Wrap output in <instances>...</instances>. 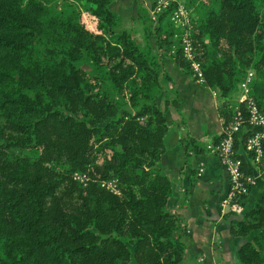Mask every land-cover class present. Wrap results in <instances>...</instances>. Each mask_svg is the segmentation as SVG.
<instances>
[{"label":"trees","instance_id":"trees-1","mask_svg":"<svg viewBox=\"0 0 264 264\" xmlns=\"http://www.w3.org/2000/svg\"><path fill=\"white\" fill-rule=\"evenodd\" d=\"M111 1L0 0V264H185V227L159 167L165 108L177 103L165 59L191 73L172 46L176 2L155 18L140 9L153 48L116 31ZM194 3L205 85L226 98L243 77L236 72L251 66L264 110V0ZM256 128L243 125L239 149ZM53 159L64 170L51 169ZM75 170L92 180H74ZM111 177L120 193L101 186ZM231 213V232L246 238L227 264H264V195L243 215Z\"/></svg>","mask_w":264,"mask_h":264},{"label":"crops","instance_id":"crops-1","mask_svg":"<svg viewBox=\"0 0 264 264\" xmlns=\"http://www.w3.org/2000/svg\"><path fill=\"white\" fill-rule=\"evenodd\" d=\"M136 1L113 0L109 4L120 15L116 31L127 29L135 33L139 29ZM165 66L172 77L166 88L170 95L172 90L173 96H177V103L165 108V96L158 99L168 122L159 167L172 180L168 206L182 217L185 227L182 235L186 244L185 264H227L234 260L238 246L246 238L231 232V211L243 215L264 195V162L254 164L244 152L249 171L258 175L257 184L246 193L239 209L222 212L221 199L228 190V174L218 156L206 150L207 143L221 135L226 121V109L219 102L222 97L218 99L212 88L184 70L175 58L167 57ZM236 93L229 97L232 102Z\"/></svg>","mask_w":264,"mask_h":264},{"label":"built area","instance_id":"built-area-1","mask_svg":"<svg viewBox=\"0 0 264 264\" xmlns=\"http://www.w3.org/2000/svg\"><path fill=\"white\" fill-rule=\"evenodd\" d=\"M168 1L157 0L151 14L156 16L158 12L167 7ZM178 9L173 15V20L174 18L177 20ZM180 10L184 13L185 22H190L189 11L185 12L181 8ZM192 34L191 27L190 29L185 27L183 34L181 33L182 53L184 58L190 62L197 78L201 80V83L205 84L204 69L197 57ZM255 77L256 72L253 69L248 70L247 75L242 77L236 90L235 100L230 106L231 117L224 124L220 138L218 141H210L206 145V150L218 156L220 163L228 174V190L221 199L222 212H226L229 209H239V205H236V202L242 200L244 195L258 181L256 172L248 171L245 168L247 162L245 155H241V152L249 154L254 164H259L264 157V110L252 93ZM212 90L214 94L217 93L216 89ZM246 122L250 124L251 128H257L247 136L244 149H239L236 145L237 133ZM200 171L202 172L203 168ZM76 176L87 177L88 175L82 171H76ZM119 183L118 177L102 181V184L107 186V189L115 193H120Z\"/></svg>","mask_w":264,"mask_h":264},{"label":"rangeland","instance_id":"rangeland-1","mask_svg":"<svg viewBox=\"0 0 264 264\" xmlns=\"http://www.w3.org/2000/svg\"><path fill=\"white\" fill-rule=\"evenodd\" d=\"M113 1V0H112ZM111 1V2H112ZM192 1V2H191ZM137 3H138V14H139V21H141V23H140V26H139V29H137V31H135V33H134V35L138 38V40L142 43V45H145V44H147V42H148V40L151 42V44L153 45V48H156V39H155V36H154V34H152V32L151 31H148V35L145 33V29H144V26H143V23H142V19H141V17H140V13H139V11H140V9L141 8H144V9H148L149 11H150V14L152 13V10L154 9V6L156 5V3H157V0H137L136 1ZM174 2H176V5L175 6H173V3ZM63 3H64V0H59V5H60V7H62L63 6ZM171 6H173L172 7V10H171V12H170V20H171V22H172V24H173V26L176 28V30H175V32L173 33V38H174V43H173V50H176L177 48H181V38H180V36H181V33L183 34V32L185 31V27L187 28V29H190V27H191V30H192V32H193V30H194V23H193V18H194V16L197 14L196 13V10H197V8H196V5H195V3H194V0H169L168 1V4H167V7H171ZM166 7V8H167ZM165 8V9H166ZM179 8V9H178ZM180 8L183 10V11H185V12H187V10L189 11V16H190V22L188 21V22H185V19H184V13H182L181 12V10H180ZM178 9V13L176 14V18H177V20H175V18H174V20L172 19L173 18V15L175 14V11ZM159 13V12H158ZM157 13V14H158ZM157 14H156V16H157ZM152 15V14H151ZM156 16H153L152 15V17L153 18H155ZM86 19V18H85ZM87 20V22L89 23V25L93 28V29H96V25H95V22H93L90 18H88V19H86ZM180 33V34H179ZM106 34H108L109 35V33L106 31ZM179 34V35H178ZM178 35V36H177ZM148 37V38H147ZM192 37H193V34H192ZM193 41H194V39H193ZM195 45V44H194ZM196 49V48H195ZM181 50H182V48H181ZM182 55H183V53H182ZM184 57V56H183ZM187 60V59H186ZM188 61V60H187ZM189 62V61H188ZM190 63V62H189ZM202 66H203V64H202ZM240 67V66H239ZM190 69H191V72H192V74L196 77V79L200 82L201 80H199L198 78H197V76L195 75V73H194V71H193V68L191 67V65H190ZM204 69V68H203ZM239 69V68H238ZM250 69H253V70H255L253 67H251V66H248V67H246L242 72H240V73H238V71L236 72V74H235V77L236 78H239V76L240 75H243V76H246L247 75V72H248V70H250ZM255 72H256V70H255ZM257 73V72H256ZM237 89L236 88H234V89H231L230 91H229V94H228V98H226V99H219L220 98V90H217L216 92V94H214V91H213V94L215 95V96H217V98L219 99V102H221L222 103V106L223 107H225V109L226 110H230L231 111V108H230V106H231V103H233L232 102V100H230L231 98H229V97H232V95H233V93H234V91H236ZM169 97H172L173 96V92H172V90H171V95L169 94L168 95ZM230 117H231V115H230ZM11 150H13V151H15V152H19L20 150H19V148H17V147H14V148H11ZM47 164L48 165H50V168L51 169H55V170H64V169H62L61 168V166H59L58 165V163L56 162V160L55 159H53V160H50V161H48L47 162ZM76 171H78V170H75V171H72L71 173H70V176L74 179V180H77L78 182H80V183H82V184H87L90 180H92V177H91V175L90 174H88V172H83V173H87V177H79V176H76ZM109 179H112V177L111 178H108V179H106V180H109ZM102 181H104V180H102ZM100 182V181H99ZM120 184V183H119ZM101 186H103V187H105V188H107V186H104L103 184H102V182H101ZM120 190H121V188H120ZM252 234L253 233H250V235H248L249 237H251L252 236Z\"/></svg>","mask_w":264,"mask_h":264}]
</instances>
